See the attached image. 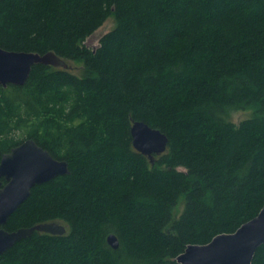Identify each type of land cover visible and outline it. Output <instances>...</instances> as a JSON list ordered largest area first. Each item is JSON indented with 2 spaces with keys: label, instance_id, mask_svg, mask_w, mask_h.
Here are the masks:
<instances>
[{
  "label": "trees",
  "instance_id": "trees-1",
  "mask_svg": "<svg viewBox=\"0 0 264 264\" xmlns=\"http://www.w3.org/2000/svg\"><path fill=\"white\" fill-rule=\"evenodd\" d=\"M0 48L82 63L78 75L35 65L24 86L0 87V159L33 140L69 171L3 226L66 233L34 232L0 264H178L264 206V0H0ZM134 122L168 138L153 164L132 147Z\"/></svg>",
  "mask_w": 264,
  "mask_h": 264
},
{
  "label": "water",
  "instance_id": "water-1",
  "mask_svg": "<svg viewBox=\"0 0 264 264\" xmlns=\"http://www.w3.org/2000/svg\"><path fill=\"white\" fill-rule=\"evenodd\" d=\"M35 65L65 68V62L54 53L7 51L0 48V87L24 86ZM133 149L153 164L154 156L167 149L168 138L144 122H134L130 128ZM69 173L67 163L54 159L33 140H25L0 159V256L16 242L34 232L61 236L66 226L59 222L36 224L7 232L3 228L8 218L28 199L33 187L45 184L57 176ZM4 181V183L2 182ZM110 248H118V240L106 238ZM264 244V206L259 213L231 234H219L205 245H188L176 258L178 264H251L257 248Z\"/></svg>",
  "mask_w": 264,
  "mask_h": 264
},
{
  "label": "rangeland",
  "instance_id": "rangeland-1",
  "mask_svg": "<svg viewBox=\"0 0 264 264\" xmlns=\"http://www.w3.org/2000/svg\"><path fill=\"white\" fill-rule=\"evenodd\" d=\"M114 27V21L113 18H108L103 26H101L91 37H89L86 41V45L89 48H96L98 46V41L100 39V37L102 35H104L105 33L109 32L111 30V28ZM65 64L67 65L66 69H68L71 73L78 75L80 70H81V66L82 63H78L75 61H66L65 60ZM4 89V88H3ZM251 111L247 110V111H235L230 113V121L235 124H238L239 122H241L242 120H245L247 118H249L251 116ZM13 135L15 138H23L24 135H20V132H15L13 131ZM183 205H184V197L182 196L178 205H176L177 207L175 208L173 214L174 216H178L180 214V212L183 209Z\"/></svg>",
  "mask_w": 264,
  "mask_h": 264
},
{
  "label": "flooded vegetation",
  "instance_id": "flooded-vegetation-1",
  "mask_svg": "<svg viewBox=\"0 0 264 264\" xmlns=\"http://www.w3.org/2000/svg\"><path fill=\"white\" fill-rule=\"evenodd\" d=\"M4 183V181H2Z\"/></svg>",
  "mask_w": 264,
  "mask_h": 264
}]
</instances>
